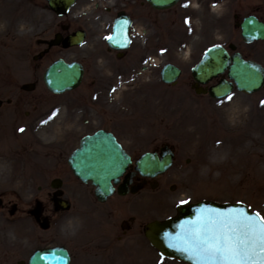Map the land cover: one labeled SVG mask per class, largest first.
<instances>
[{"label": "rangeland", "instance_id": "1", "mask_svg": "<svg viewBox=\"0 0 264 264\" xmlns=\"http://www.w3.org/2000/svg\"><path fill=\"white\" fill-rule=\"evenodd\" d=\"M45 1L33 0L34 3H29L32 1L0 0V19L4 20L0 25H5L0 28V98L3 100L21 99L20 90L13 87L16 83L20 87L21 84L30 82L32 69L29 67V57L24 50L20 51V47L30 39L48 38L61 24L60 20L57 22L56 17L43 7ZM215 1L182 0L165 13L147 8L129 9L136 20L135 38L145 28L152 29L154 33L162 32L163 37L160 39H163V53L150 49L149 66L144 60L146 54L138 64L133 60L132 69L126 75L128 78L123 80L127 82L126 85L117 88V97L123 98V101H116L115 108H127V112L132 113L127 115L128 118L130 116L132 126L127 127L129 130L126 140H145L141 144L147 148L160 142H171L178 156L177 163L161 179L157 190L152 191L150 187L140 197H134L136 199L133 204L143 212L142 221L173 216L176 214V207L183 204L182 201L194 203L201 200L243 202L264 217V91L253 96L234 93L225 100L217 101L195 94L191 76V68L199 61L203 52L218 44L227 46L233 43L243 55L264 64L263 43L244 44L240 31L234 27L235 14L239 17L251 13L264 14V0ZM83 2L85 4L87 0L80 2L71 14L74 26L80 25L79 13ZM83 11L81 22L90 33L89 44L97 35L105 37L110 33V24L100 25L94 19L92 10L85 5ZM147 11L148 21L145 16ZM221 16L224 20H219ZM5 19L15 23V41H11L12 35L7 39ZM27 22L32 28H26ZM42 49L38 45L34 51ZM77 51L74 50L68 57L81 58L82 54L93 52L88 47ZM46 62L42 61L43 64ZM168 62L176 64L183 71L175 85H166L160 80L161 66ZM145 65L147 68L144 70ZM93 73L90 67L87 82L91 80ZM123 73L117 69L109 78L112 83L114 79L120 82L124 78ZM23 93L21 100L26 102L28 99L29 103L38 107V111L26 116L24 111L30 109L26 105L16 120L9 117V111L0 112V149L3 145H11L13 140L16 150L19 149L21 153L18 157L12 153L8 156L0 154V160L9 158L2 160L0 166V195L5 196V204L13 201L12 203L20 205L21 210L26 211L34 199L45 200L51 189L47 179L36 177L38 167L35 169L29 160L32 155L27 151L26 154L23 152L26 149L33 150L31 141L33 145L41 146L47 155L56 156V141L65 137L70 129V118L66 115L64 105L70 95H53L44 85H38L33 92ZM82 96L84 100L94 97L86 87L73 95L80 98ZM52 108L54 115L51 114ZM130 108L132 111H129ZM123 113L125 112H121V109L117 110V117L120 118ZM20 129L24 131L21 132ZM44 130L49 132H43ZM144 149H137L134 155L139 157ZM57 155H64V158L66 156ZM54 162V158L48 161L50 169L54 168ZM61 167L58 165L50 179L62 174ZM76 183L75 192L84 193L85 188ZM173 185L175 190L170 189ZM9 219L12 218H9L7 212L0 214V226H4L0 230H5L12 244L26 246V251H29L25 258L37 247L52 243L50 238L46 243L38 239L34 243L24 241L23 238H28L25 231H31L29 225L16 224L13 219ZM74 219L81 223L86 217L79 214ZM77 221L68 226V232L62 237H53V244L48 245L62 242L68 245L75 253L72 264H183L163 259L142 234H131L127 243L111 249L80 246L75 239L80 226Z\"/></svg>", "mask_w": 264, "mask_h": 264}, {"label": "water", "instance_id": "2", "mask_svg": "<svg viewBox=\"0 0 264 264\" xmlns=\"http://www.w3.org/2000/svg\"><path fill=\"white\" fill-rule=\"evenodd\" d=\"M178 0H159L155 3L161 8H168ZM246 41L264 39V27L251 18L243 24ZM228 70V76L233 79L237 88L246 93H254L264 86V69L253 61H246L239 53L232 57L221 47L210 48L202 61L194 68L193 76L198 83L208 84L214 78L224 74ZM180 75V71L172 66H167L162 72L163 80L167 83L174 82ZM82 76L81 68L77 65L66 66L57 62L47 72L45 82L48 87L62 93L78 85ZM233 90V84L222 79L216 86L210 88V95L214 98H222ZM199 91V90H198ZM75 174L83 181H92L97 186L96 194L105 199L112 193L111 180L116 183L130 164V157L122 150L114 137L99 132L94 136H88L82 140L81 148L75 151L69 160ZM172 164L170 154L163 155L157 160L152 154H146L138 162L143 173L156 176L165 172ZM231 209H243L249 215V208L242 204L220 205L213 202H200L188 207L178 208V215L165 222H153L146 227V235L151 244L160 253L169 258L195 264L189 255L179 247L169 245L181 238L185 222L196 221L200 216V210L228 212ZM62 257H65L64 260ZM39 258V259H38ZM68 256L63 250L39 251L31 259V264H67Z\"/></svg>", "mask_w": 264, "mask_h": 264}, {"label": "flooded vegetation", "instance_id": "3", "mask_svg": "<svg viewBox=\"0 0 264 264\" xmlns=\"http://www.w3.org/2000/svg\"><path fill=\"white\" fill-rule=\"evenodd\" d=\"M92 0H89L91 2ZM100 1H107L111 4V6L104 7V11L98 12L97 15L100 16V24L104 25L108 22H113L114 19L117 16V13L119 10H123L126 12V14L131 17L134 20V23L136 20L134 19L133 15L130 14L129 9L135 7L134 5H142L139 0L133 1V0H100ZM102 5L101 2H97L95 5V9L99 10L100 6ZM145 14V16H147ZM147 21H148V16H147ZM146 21V22H147ZM65 24H67L66 31L63 32V37H67L71 32L78 30V28H72V25L70 24L69 21L66 20ZM80 28V27H79ZM134 28L131 29V38H132V44L130 48L135 49L137 53L142 54L145 53L146 57H148V49L150 46H156L159 44L160 37H162V33H154L152 29L148 30V28L144 29V33L137 36L135 38V35H133ZM94 45L96 46L99 43H103L102 39L96 40L93 42ZM93 45V44H92ZM101 46V44H99ZM102 47V46H101ZM60 50V49H59ZM139 50V52H138ZM52 51V50H51ZM51 51L48 53V55L51 53ZM61 51V50H60ZM129 51V50H128ZM129 52H125L123 54V58H126ZM111 57L115 58L116 55L112 54L111 52L109 53L108 51H103V54H96L91 57V59H88L89 62H92L93 65L96 67L98 71H101V69H106V67H109L111 64ZM139 62V59L137 60ZM130 64V60H129ZM99 74V73H97ZM21 108V105H16L14 110L18 112ZM79 110V108H78ZM98 111L104 112L106 111L105 108H98ZM109 122H112L111 119H105ZM110 126V125H108ZM109 130H112L111 128H108ZM74 132V131H73ZM77 133V131H75ZM115 133V131L113 130ZM77 136L75 135H68L67 138L64 140V145L63 147L66 148L67 150L77 142L76 140ZM134 169H131V172H133ZM132 184L138 185L142 184L143 185V190L145 187L149 184L148 180L146 178L140 177L138 174H135L132 178ZM54 194H48V205L44 204L42 205L43 208V214L41 217V222H43L44 218L48 217L49 223H51V226L55 224V219L57 218L58 215L64 214L63 211H55V204H54V199H55ZM61 198L66 199L71 202V207L76 205V203H81L84 207H88V204H85L87 199H91L95 204L93 205L94 210L96 209V206L99 208V201L96 199L95 195L93 194H76L75 196H70V195H63ZM90 200V202H91ZM99 202V203H98ZM108 202V201H107ZM132 208V204L130 201H111L108 206H105L102 208V213H104V217L101 218L100 214H97V217L94 219L93 224H89V227L93 225V231H84L78 233L77 236L79 237V242L81 246H84L85 248H111L114 246L116 243H122L124 237H126L129 234L135 233V232H140L141 229H143V224L142 222L135 217V219H132V216L129 215L130 211ZM116 213V216L118 217L116 219V216H114ZM121 215L124 216V218H121ZM36 221V220H35ZM98 229H101L100 231ZM53 234V232L51 233ZM98 235L95 239V236ZM38 236V235H36ZM35 236V237H36ZM52 235L50 236V239L52 240ZM2 252L0 251V254Z\"/></svg>", "mask_w": 264, "mask_h": 264}, {"label": "snow or ice", "instance_id": "4", "mask_svg": "<svg viewBox=\"0 0 264 264\" xmlns=\"http://www.w3.org/2000/svg\"><path fill=\"white\" fill-rule=\"evenodd\" d=\"M169 246L179 247L195 264H264V217L243 209L200 210Z\"/></svg>", "mask_w": 264, "mask_h": 264}, {"label": "bare ground", "instance_id": "5", "mask_svg": "<svg viewBox=\"0 0 264 264\" xmlns=\"http://www.w3.org/2000/svg\"><path fill=\"white\" fill-rule=\"evenodd\" d=\"M41 130H43V129H41ZM43 132H48V130H44ZM4 154V150H0V154ZM3 161L5 160V159H2ZM2 160H0V166L2 165Z\"/></svg>", "mask_w": 264, "mask_h": 264}]
</instances>
